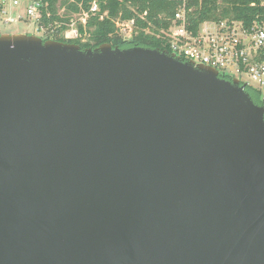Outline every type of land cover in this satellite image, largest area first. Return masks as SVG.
I'll use <instances>...</instances> for the list:
<instances>
[{"label":"water","instance_id":"1","mask_svg":"<svg viewBox=\"0 0 264 264\" xmlns=\"http://www.w3.org/2000/svg\"><path fill=\"white\" fill-rule=\"evenodd\" d=\"M0 264H264V106L167 50L0 34Z\"/></svg>","mask_w":264,"mask_h":264},{"label":"built area","instance_id":"2","mask_svg":"<svg viewBox=\"0 0 264 264\" xmlns=\"http://www.w3.org/2000/svg\"><path fill=\"white\" fill-rule=\"evenodd\" d=\"M165 1L176 5L168 29L157 35L165 41L167 51L183 62L212 68L225 80H239L246 89L258 91L264 104V0L251 3V7L259 5L263 13H257L248 24L231 18L194 24L191 18L195 7L191 0ZM47 6L45 0H0V24L27 22L34 25L44 40L62 38L72 41L81 38L79 26L85 27L99 11L94 1L88 12L75 16L66 29L61 30L60 23L44 22L45 17H50ZM146 15L141 17L142 21ZM135 28V19L116 22V33L124 40L134 36ZM148 30L149 27L144 29L145 32Z\"/></svg>","mask_w":264,"mask_h":264},{"label":"trees","instance_id":"3","mask_svg":"<svg viewBox=\"0 0 264 264\" xmlns=\"http://www.w3.org/2000/svg\"><path fill=\"white\" fill-rule=\"evenodd\" d=\"M48 4L49 18H44L46 24H62L61 30L71 22L74 16L89 11L92 3L96 1L99 11L91 17L85 27L79 26L81 38L65 41L62 38H48L80 45L82 50L95 49L102 44H111L113 48L129 49L134 47L169 50L165 41L157 35L166 31L170 25V18L175 12L176 5L165 0H45ZM253 1L258 0H191L195 7V14L191 18L194 24L205 20H222L231 18L244 21L246 24L255 19L257 13L263 9L256 5L251 7ZM145 16V21L141 17ZM103 17V19H101ZM135 19L136 28L134 36L124 40L116 33L117 21ZM150 30L145 32L144 29ZM163 35V34H162ZM83 39H88L83 42ZM255 104H263L260 93L254 89H247Z\"/></svg>","mask_w":264,"mask_h":264},{"label":"rangeland","instance_id":"4","mask_svg":"<svg viewBox=\"0 0 264 264\" xmlns=\"http://www.w3.org/2000/svg\"><path fill=\"white\" fill-rule=\"evenodd\" d=\"M0 34H35L41 37V34L36 31L34 25L27 22H19L17 24H0ZM87 41L88 39H83V42Z\"/></svg>","mask_w":264,"mask_h":264},{"label":"flooded vegetation","instance_id":"5","mask_svg":"<svg viewBox=\"0 0 264 264\" xmlns=\"http://www.w3.org/2000/svg\"><path fill=\"white\" fill-rule=\"evenodd\" d=\"M228 81H230V80H228ZM249 89V88H248ZM261 106H264V104H261Z\"/></svg>","mask_w":264,"mask_h":264}]
</instances>
